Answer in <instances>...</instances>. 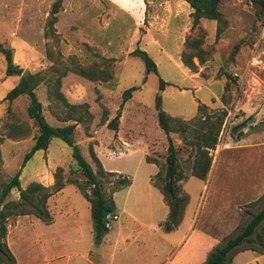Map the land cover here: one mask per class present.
Returning <instances> with one entry per match:
<instances>
[{"label":"rangeland","instance_id":"obj_1","mask_svg":"<svg viewBox=\"0 0 264 264\" xmlns=\"http://www.w3.org/2000/svg\"><path fill=\"white\" fill-rule=\"evenodd\" d=\"M15 3V0H0V25L3 33L6 32L7 21H9L8 16H12L11 9H13ZM61 4L62 1L60 0L54 1L52 8L47 10L38 5L36 18L41 25L37 33H40L43 28L44 33H40V38L36 41L40 43L43 39L48 41L43 43L42 55L40 61H38L40 64L27 62L22 70L24 72L29 69L30 77L34 76L33 82L36 88L48 92L50 102L43 107V114L51 126H66L67 124H75L76 119L81 120L76 123L75 142L79 145L83 156L90 163L93 170L99 175V180L103 184V191L109 198L113 195V191L116 190L115 192H117L130 185L132 174L135 172H149L152 168L147 166L148 160L146 162L143 150L139 151L134 147H130V150L127 151L116 150L112 143L110 145L111 141L114 142L115 136L114 130L107 125V121H112L119 112L120 115L122 114L123 93L131 89V83H137L138 89L141 88L139 92H143L137 96L146 100L148 94L162 91H158V85L156 86L159 81L158 77L151 74L148 78L145 68L143 71L139 69V72L138 69H135L138 75L133 77L132 80L126 78L122 81H114L115 60L108 59L104 52L97 47L84 42L80 44L78 39L74 40L77 42L73 46H70L67 40L57 35L54 25L58 21L56 14L59 13ZM8 9L10 10L7 11ZM47 12L50 13V16L46 19ZM219 13L221 20L217 21L218 31L216 37L210 39L207 32L199 26L192 29L187 38L190 46L197 42V50L189 48L185 49L184 52L188 56L190 53L196 54L195 56L200 59H198L199 63H194L187 58H184L183 61L188 63L185 66L190 72L201 71V75L205 79L226 80L227 90L222 99L223 105L216 109H203L195 118H193L192 111L189 112L187 109L188 114H186V117H175L176 121L170 123L172 128L170 137L177 150L178 170L185 179L195 163V158L199 157L197 144L203 146L205 136H211L215 129L220 127V131L223 130L221 137L219 135V144L222 145L224 150L215 165H213L214 152H211V169L215 167L216 173L209 189L201 188L200 192L197 193L195 187L191 185V182L195 180L193 178L184 186V190L190 196L191 207H195L200 203L196 230L201 229L203 224H207L209 233L220 237L221 246L243 232L251 221L252 215L264 209V147L254 149L251 151L252 153L240 150L237 147V141L244 136L243 130H246L249 124L256 123L259 129L264 130V66L261 68L250 66L253 54H264V2L222 0ZM37 33L25 32L23 35L30 37ZM121 35L122 33H119L118 38ZM127 51L121 49L120 52L127 56ZM4 65L5 61L0 58V83L4 80ZM166 69L165 65H161L162 74L165 73ZM80 70H85L90 79L81 76L79 74ZM69 77L88 80L93 83L89 85L87 92H91L89 99L90 101L93 100L95 104H71L68 101L63 92H71L74 87V83H68ZM94 78L95 81L91 80ZM109 79L113 81L110 86H106L109 92H115V95L110 96L109 100L119 108L113 114L112 119L102 101L104 96L101 93L102 89H100V85ZM16 80L20 81L21 76H16ZM214 88L216 90L220 89L217 86ZM28 102L30 103L29 98ZM8 103L9 106L0 113V193L2 188L20 171L23 159L31 149L29 141L13 145L7 140H30L33 143L35 136L39 134V129L34 120L30 119L28 113L24 110V104L14 105L13 101H8ZM182 103L185 102L182 101ZM188 107L190 106L187 105ZM247 109H250V111ZM155 110V108H150L144 113L146 121L149 123L143 126L145 130L148 127L152 128L154 120L158 124V113ZM132 111L127 114L124 129L127 130V127L130 126L132 132L128 134L129 131H127L126 136L132 138L135 144L137 140L143 137L140 136L139 125H137L141 121L142 113L135 114ZM261 140H264V133ZM149 142L155 146V149H153L154 152H150L148 158L157 161L160 165L161 176L158 182L164 185L166 158L170 145L168 137H155ZM110 147L115 149L113 154L108 152ZM134 149L136 151H133ZM97 151H100L98 154L100 161L96 157ZM121 153L124 154L121 155ZM101 165L104 170L117 175L100 172ZM127 175H130L129 178ZM122 179L128 180L129 184L118 189L116 183ZM20 180L22 189L31 188L29 196L37 204L42 205L44 196L41 195L42 193H36V186H44L43 184L50 183L49 189H52L59 182H68L69 180L85 181L86 178L73 157V149L62 141L55 140L50 142L44 153H41L34 168H31L28 164L26 165L22 170ZM65 187L67 188L65 194L57 197L56 202H70L80 210L81 213L78 214V217L82 220L87 217V221L90 220L91 217L86 207L87 200L82 191L71 183H68ZM178 192L181 196L186 194L182 192L181 187H179ZM88 193L91 195V191ZM113 200L117 202L118 206L123 205L130 200L133 201V192L130 194L129 191L126 192L125 190L116 194ZM18 202H20V192L18 189H13L6 198V203ZM51 206H53V203L48 202L46 208L49 217L54 218L50 209ZM21 209L23 212L34 213L36 211L25 203ZM135 209L136 207L133 205L132 211H135ZM85 210L87 211L84 212ZM33 217H37L38 222L42 220L44 223H50L35 214H24L13 218H16V220L19 218V225L16 226V255L20 260L26 257L27 252L25 250L30 247V245H24L21 241L24 240L22 238L32 237L33 229L31 230L30 224L34 220ZM44 218L46 217L44 216ZM139 218V222H134V220L121 214L120 221H110L112 229H109L104 235L108 238H103L104 241L102 240L103 244L100 247V244L98 247L93 245L91 258L94 263L109 264L111 259L113 264H164L173 248L167 253V246L169 245L162 241V231L153 227V222L149 216L141 214ZM122 223L126 224V228H123L118 235V226ZM169 223L167 221L162 224L165 231H167L166 228ZM38 231H40V226ZM182 232L183 227L180 228L177 235ZM137 234H140L141 237L136 236V238H133ZM116 238L119 239L117 247L114 246ZM173 243L174 241L170 242L171 246ZM158 245H160L159 249L164 245L165 255L154 261L149 255L158 250ZM50 246L46 242V248L49 249ZM242 247L259 246L255 242H248ZM172 259L173 256L170 260Z\"/></svg>","mask_w":264,"mask_h":264},{"label":"crops","instance_id":"obj_2","mask_svg":"<svg viewBox=\"0 0 264 264\" xmlns=\"http://www.w3.org/2000/svg\"><path fill=\"white\" fill-rule=\"evenodd\" d=\"M15 1L13 9H11L12 16H8L9 21H7L8 27L6 28V32L3 33L1 31L0 25V42L8 44L13 49L14 65L23 69L27 62L38 63L40 61L43 43L48 41L46 39H43L41 43L36 41L40 38L39 34L44 33V28L40 33H37L41 24L37 21L36 9L38 5L44 10L51 9L53 2L57 0ZM60 1H62L60 11L56 14L58 21L54 25L57 35L67 40L70 46H73L77 42L74 40L78 39L80 44L84 42L90 46L97 47L104 52V55L108 59L115 60L114 81H122L126 78L132 80L133 77L138 75L139 69L143 71L145 68L146 73L143 60L138 56L132 55L134 51L139 49L146 52L157 65L158 75L154 73H146V75L148 78L151 74L158 77L159 81L156 83L158 91H160L161 80L165 82L163 91L148 94L147 100L137 96L139 93H143L139 92L140 88L134 91L132 97L123 104L119 129L118 131H113L116 140L114 139V142H110V145L112 143L116 147V150L127 151L130 150V147H134L139 151L143 150L142 152L147 162L148 155H150V152H154L153 149H155V146L149 141L155 137H167L160 128L159 122L157 124L155 120L152 123V128L148 127L145 130V127H143L149 124L144 116V113L148 109L155 108V111L158 113L156 107L158 97L161 99L162 110L173 118L186 117L188 110L189 112L192 111L193 118H195L199 114L200 106L209 109L222 107V99L227 90L226 80L205 79L202 77L201 71L190 72L183 62L186 41L193 29L192 14L194 13V9L188 2L184 0ZM49 16L50 13L47 12L46 19ZM199 26L207 32L210 39L216 37L218 31V22L216 20L201 19ZM25 32L37 34L26 37L23 35ZM119 33H122L120 38H118ZM121 49L128 50L127 56H124L120 52ZM0 58L2 61H5L4 80L0 83L1 113L9 106L5 98L18 85L19 81L16 80V76L6 75V59L2 54ZM193 62L198 64L199 60L194 58ZM161 65H165L167 68L164 74H162ZM135 69H138V72ZM109 80L100 85V89H102L101 93L104 96L102 101L111 114L110 118L112 119L114 117L113 114L119 108L109 100L110 96L113 97L115 95V92H109L106 86H110L113 81ZM69 82L74 83L72 91L63 93L71 104H95L93 100L90 101L89 99L91 92H87L90 87L89 85L93 83L74 77H69ZM130 86V88H139L137 83H131ZM215 86L220 89L216 90ZM35 93L43 107L49 104L50 98L48 92H43L40 88H36ZM182 101L185 103H182ZM13 102L14 105L24 104V110L27 112L29 106L27 96H20ZM187 105L190 107L187 108ZM131 110L135 114L142 113L141 121L137 125H139L140 129L139 134L143 137L137 140L135 144L132 138H127L126 136L127 131H129L128 134L132 132L130 126L127 127V130L124 129V121L127 122V114ZM247 110L250 111V109ZM110 121H107V125ZM257 125L256 123L249 124L247 129L243 130L244 136L237 141L238 149L252 153L251 151L254 149L264 147V140H261L264 130L259 129ZM55 140L61 142L57 138L53 139L52 142ZM7 141L13 145L29 141L31 148L35 144V141L32 143L30 140L16 141L15 139H9ZM216 148L215 151H211L214 152L213 165L218 163L219 157L224 150L220 144ZM133 151L136 150L134 149ZM108 152L109 154H113L115 149L110 147ZM41 153H44V150L38 151L27 163L31 168L35 167ZM99 153L100 151H97L96 157L98 160ZM123 154L121 153V155ZM147 166H150L152 170L149 172H135L132 176L127 175V177L130 176V185L113 193L112 197L114 199L116 194L125 190L126 192L129 191L130 194L133 192V201L130 200L118 206L117 202L113 200L115 204V211L113 213L118 215L116 221L121 220V214L134 220V222H139L141 214L149 216L153 222V227L162 231V241L169 245L167 246L168 249L166 248L168 250L167 253L173 248L172 253L167 257V261L164 264H204L210 253L220 246L221 239L219 236L209 233L207 224H203L201 229L196 230L200 203L195 207H191V199L184 190V186L193 178L195 180L191 182V185L195 187L197 193L200 192L201 188L209 189L215 177V167L214 169L212 168L213 170H210L206 180L192 176L190 171L185 179L177 182L178 188L181 187L182 192L186 193L185 196L188 197V203L184 206L182 220L179 225L172 231H165L162 224L169 221L170 207L166 202L164 194L155 186L153 181V177L161 173V167L157 161L147 162ZM104 171L110 173L107 170ZM43 185L47 188L51 186L50 183ZM66 189L65 187L62 191L48 199L50 204L53 203L50 209L54 218L50 217V223H44L42 220L38 222L37 217H33L34 220L30 224L31 230L33 229L32 237H28L27 239L22 238L24 240L21 241L24 245H30L29 249L25 250L27 255L23 260H20L16 255V226L19 225V218L17 220L16 218L13 219L14 216L8 219V232L4 242L15 260L14 263L10 264H96L91 258V255H93V245H96L94 243V223L92 222L91 204L87 201L86 207L91 219L87 221L86 217L82 220L78 217V214L81 213L80 210L70 202H56V198L64 195ZM133 205L136 207L135 211H132ZM119 211L121 212L119 213ZM232 224L231 226H233ZM39 226L40 231H38ZM181 227H183V232L177 235ZM123 228H126V224H119L118 235ZM110 229H112V226ZM136 236L139 237L140 234L133 236V238H136ZM195 237L197 238L195 239ZM115 240L114 246L117 247L119 239L116 238ZM103 241L99 247L102 246ZM173 241L174 243L171 246L170 242ZM46 242L51 245L49 249L46 248ZM110 242L112 241L110 240ZM164 245L160 249V245H158V250L149 255L154 261L165 255ZM172 256L173 259L170 260ZM109 264H113L111 259ZM229 264H264V254L254 250L238 252L230 256Z\"/></svg>","mask_w":264,"mask_h":264},{"label":"trees","instance_id":"obj_3","mask_svg":"<svg viewBox=\"0 0 264 264\" xmlns=\"http://www.w3.org/2000/svg\"><path fill=\"white\" fill-rule=\"evenodd\" d=\"M188 2L191 7L194 9L193 17V29L195 27H199L201 19H209V20H221V15L219 13V6L222 0H184ZM259 3H263L264 0H254ZM196 28V29H197ZM197 42H195L192 46L188 45L186 41V49H196ZM0 54H2L7 63V76H21L23 70L14 65L13 62V49L9 47L7 44L0 42ZM134 56L140 57L146 67V73H154L158 75V69L156 63L153 59L144 51L137 49L132 53ZM196 55V54H195ZM193 54H185L183 52V59L187 58L193 61L194 58L199 59V57ZM200 60V59H199ZM185 65H188L187 62L183 61ZM79 74L83 77L89 78L88 74H86L85 70H80ZM90 79V78H89ZM34 76H31L28 79L20 80L18 85L12 89L7 97L6 101L12 102L20 96H27L30 100L27 113L30 119L34 120L36 126L39 129V134L35 136V144L32 146L30 151L26 153L20 171L8 182L0 193V264H10L14 263V257L9 252L7 245L4 240L6 239V235L8 232L7 223L10 217L20 216L24 214H35L37 216L42 217V219L46 222H50V217L48 215V211L46 208L47 201L53 195L62 191L66 185V183H71L76 185L83 193L85 199L91 204V212H92V220L94 223V235H95V243L96 245L101 244L104 235L110 229L107 221V217L109 214L115 211V204L113 201V197L109 198L103 191L102 183L99 180V175L93 170L90 163L85 159L82 154V151L78 144L75 142V130L76 123L81 121L80 119H76L75 124H70L62 127H53L51 126L44 114H43V106L39 102L38 97L35 93L36 85L33 82ZM95 81L94 79H91ZM165 87V82L161 80L160 90L163 91ZM138 88L133 87L129 90H126L123 93V103L122 105L128 101L132 97V93L136 91ZM156 107L158 110V122L160 128L164 131L166 136L168 137V141L170 143L168 148V155L166 158V173H165V183L161 185L158 182L161 173L153 178L155 186H157L161 192L164 194L167 204L170 207V218L169 224H167V231H172L176 228L182 220L183 209L184 206L188 203L187 196L179 195V188L177 186V182L184 179L182 174H180L178 170V158H177V150L172 143L170 133L172 132V128L170 126L171 122L176 121L174 118L167 115L161 108V99L158 97L156 101ZM206 107L200 106L199 113L202 112ZM120 112L119 114L109 122L108 126L114 130L118 131L119 122H120ZM74 121V120H73ZM220 127L214 130V133L211 136H205V141L203 146L197 144L199 157L195 158V163L191 169V175L199 178L201 180H206L208 173L210 172L212 165V157L211 151L215 150L218 142L219 135L221 134ZM207 135V134H206ZM59 139L63 141L66 145L73 149V157L77 161L78 166L82 170L85 181L80 180H69L68 182H59L52 189L47 187L38 185L36 186V193H42L44 196V200L42 205L37 204L29 193L31 188L27 190H23L21 187L20 176L22 170L26 167L27 163L33 158V156L41 150H47L50 142L53 139ZM148 162H156L147 158ZM98 161V160H97ZM100 172H105L102 165L100 166ZM109 175H117L115 173H107ZM129 184L128 180H119L116 185L118 189H121ZM13 189H18L20 192V202L18 203H6V198L11 193ZM117 189V190H118ZM91 191V195L88 193ZM116 191V190H115ZM113 191V193L115 192ZM24 203L33 207L36 211L32 212H23L20 208L24 206ZM14 210V211H13ZM13 211V212H12ZM44 216L46 218H44ZM262 227L260 228V226ZM255 242L259 247H242L245 243ZM246 250H254L259 253L264 254V209L261 210L257 214L252 215L251 221L248 223L247 227L234 238H231L224 245L216 247L208 256L207 261L204 264H229V258L232 254L243 252Z\"/></svg>","mask_w":264,"mask_h":264},{"label":"built area","instance_id":"obj_4","mask_svg":"<svg viewBox=\"0 0 264 264\" xmlns=\"http://www.w3.org/2000/svg\"><path fill=\"white\" fill-rule=\"evenodd\" d=\"M263 56H264V54L263 55H259L258 53L253 54V56L251 58V61H250V66L252 68H261V67H263L264 66ZM222 134H223V132H221L220 137H221ZM220 137H219V140H220ZM218 145H219V142H218ZM117 219H118V215L115 214V213H111V214L108 215V217H107L108 224L107 225L109 226V228L111 227L110 221H112V220L116 221Z\"/></svg>","mask_w":264,"mask_h":264},{"label":"water","instance_id":"obj_5","mask_svg":"<svg viewBox=\"0 0 264 264\" xmlns=\"http://www.w3.org/2000/svg\"><path fill=\"white\" fill-rule=\"evenodd\" d=\"M30 77V70L29 69H26L23 74L21 75V80H25V79H28ZM254 127V126H252Z\"/></svg>","mask_w":264,"mask_h":264}]
</instances>
